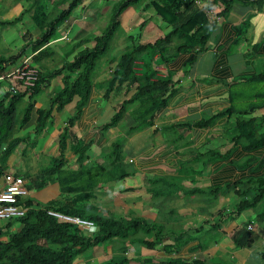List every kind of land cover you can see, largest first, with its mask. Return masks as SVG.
<instances>
[{
  "label": "crops",
  "instance_id": "obj_1",
  "mask_svg": "<svg viewBox=\"0 0 264 264\" xmlns=\"http://www.w3.org/2000/svg\"><path fill=\"white\" fill-rule=\"evenodd\" d=\"M55 1L58 0H51L49 6L43 7V0L37 5L33 0H0V21L14 20L10 24H0V37L3 30L9 28L14 31L12 40L20 39L13 46L5 44L2 54H16L28 37V40L35 39L43 30L33 17L45 16L43 23L48 24L57 15ZM62 1V5H67H63L58 13L72 0ZM115 1L78 0L55 32L63 28L59 33L68 32L73 43L100 34V27L104 28L108 23L101 16ZM143 4L140 10L129 9V6L120 14V24L126 33L116 38L115 52L99 68L95 66L88 99L70 129L78 138L91 142L89 155L82 163L77 162L72 142L67 138L61 178L75 170L82 172L83 168L107 166L108 162L102 158L107 152V142L109 139L113 142L115 132L112 131L114 126L104 129L102 125L115 113V106L134 91V86L123 85L105 93L108 84L104 86L103 83H107L112 73L114 58L135 45L153 42L170 28L152 7L143 8ZM40 5L47 11H42ZM216 10L218 18H209L215 21V26L208 46L196 55L190 66L186 64L189 54L174 53L173 48H169V57L163 64L158 52L150 63L148 54L144 55L149 65L147 72L155 70L152 79L169 77L171 82L167 85L166 95L171 92L166 106L155 114L153 124L125 133V146L136 149L135 156L128 160L132 167L128 172L132 185L119 188L117 178L99 184L88 181L86 184L94 183L92 192L88 199L79 201L100 214L126 219H129L126 214L146 218L163 225L166 235L154 247L114 238L108 244L94 246L90 255L78 256L76 264L101 262L111 255L140 260L128 264H173L172 260L178 259L187 264H264V257L259 253L264 250V76L258 80L254 78L264 74V0H232L223 16ZM14 25L19 27L18 30L13 28ZM7 39L3 36L0 40ZM93 44V40L85 42L73 50L69 60L77 50ZM53 45L55 43L50 39L48 47ZM31 53L32 48L28 46L15 63ZM44 55L41 64L50 69L54 55L48 51ZM142 60L136 61L137 73L145 70ZM30 64L36 66L37 63ZM56 80L50 81L47 87L55 86L59 82L58 76ZM8 85L7 82L5 86L0 85V95ZM77 100L75 96L63 110L53 112L49 131L56 137L66 121L64 112L73 109ZM35 107L39 106L35 104ZM125 117L130 119L132 115L127 111ZM209 118L212 120L207 124L195 125L197 121ZM28 123L30 132L27 135L35 138L38 135L33 133L34 121ZM44 131L39 135L42 136ZM123 145L121 148L125 147ZM38 151L45 157H55L59 152L57 139L45 140ZM26 154L25 147L13 157L10 154L4 172L22 176L28 186L31 179L21 173ZM24 169L27 174L39 170L28 165ZM50 184L53 187L49 196L31 197L30 187L27 196L41 205L52 200L62 203L73 199V192L61 191L60 178L44 186ZM115 195L120 196V203L111 201ZM151 196L159 201L151 203ZM159 206L163 209L157 212ZM155 216H158L157 220ZM174 231L183 232V246L176 252L165 249L175 244Z\"/></svg>",
  "mask_w": 264,
  "mask_h": 264
},
{
  "label": "trees",
  "instance_id": "obj_2",
  "mask_svg": "<svg viewBox=\"0 0 264 264\" xmlns=\"http://www.w3.org/2000/svg\"><path fill=\"white\" fill-rule=\"evenodd\" d=\"M77 1L72 0L69 6L62 9L48 24L43 23L46 19L45 16L41 18L39 15H35L33 20L43 31L35 39L28 40V37L25 40L26 44L16 54L5 55L0 53L1 75L8 69L6 68L8 64H15V61L26 48L31 46L32 52H35L32 56V62L37 63L38 74L34 84L25 91L10 93L6 90L0 95V177L4 173L7 157L22 141L29 138V135H16V132L31 120L32 114L35 113L36 115L33 133L39 135L51 121L54 111L63 110L65 105L75 96L78 97L74 112L67 117L64 127L58 134V154L52 158L49 165L41 168L37 173L25 174L31 179L28 188H31L32 185L40 188L51 180L60 178L61 191L73 192L74 197L69 201L70 203H57V201L52 200L44 205L34 203L30 196L23 198L22 202L27 207L25 214L5 220L4 223L0 224V264H76V258L84 255L88 249L91 250L96 245L107 244L114 238L123 239L122 241L126 243L143 244L147 247H154L157 242L162 240L166 235L163 234V225H158L156 222L143 217L133 216L126 219L100 214L97 210H92V208H88V205L79 202L89 198L94 183H79L80 170L70 172L68 177H64L65 179L61 178L62 167L66 160L64 151L67 138H69V142H72L76 161L82 163L88 158V148L91 142H85L83 137L78 138L70 129L75 124L88 99L93 86V73L97 59L108 49L112 36L120 25V14L124 9L143 2V8L152 7L165 24L170 27L162 37H158L153 42L135 45L114 58L115 65L107 80L108 87L105 93L108 94L114 88L123 85L127 88L134 86V91L128 98L117 104L115 113L102 127L104 129L112 127L123 118L125 112L129 111L132 115V124L128 129L134 131L153 124L155 114L166 106L168 95L171 92L166 95L167 85L171 82L169 77L152 79L155 70L147 72L146 69L149 68V65H147L144 55L148 54L150 63L153 55L158 52L159 61L163 64V60L169 57V48H173L174 53L178 51L189 54L186 64L190 66L195 61L196 55L207 48L208 39L215 26V21H211L205 13L206 7L217 9L216 11L223 16L229 10L232 2V0H211L208 5L197 6L194 0H116L109 21L101 33L93 35L90 39L78 40L72 44L70 49H78L90 40L94 41L92 46L86 45L77 50L71 60H66L58 68L43 67L41 64L42 57L45 56L46 51H50L48 42L54 36L56 28L65 21L74 9ZM42 11H44L43 7ZM0 22V24H10L14 20ZM141 58L143 59L142 62L145 61V70L137 73L135 71L136 61ZM62 70H66L63 75L61 74ZM71 73L74 75L72 76ZM57 75H62L63 87L51 96L47 108L35 107V95L46 88L51 79ZM260 76H264V74H258L254 78L258 80ZM5 80L7 78L3 81ZM24 97L28 99V102L22 116L18 119L16 116L17 103ZM211 120L212 118L202 119L197 121L195 125L202 126ZM121 146L122 143L117 140L111 143L112 163L116 164L121 161ZM241 202L243 201L241 200ZM48 209L91 219L97 229L88 233L73 222L59 220L49 215ZM151 230L154 231L155 237L149 239L146 236ZM172 235L175 244H171L165 249L176 252L183 246V232L174 231ZM239 242L243 244V241ZM259 253L264 257V250L259 251ZM133 260L140 261L137 258L111 255L104 261L88 264H128ZM144 260L148 262L147 259ZM172 263L187 264L182 259L172 260Z\"/></svg>",
  "mask_w": 264,
  "mask_h": 264
},
{
  "label": "rangeland",
  "instance_id": "obj_3",
  "mask_svg": "<svg viewBox=\"0 0 264 264\" xmlns=\"http://www.w3.org/2000/svg\"><path fill=\"white\" fill-rule=\"evenodd\" d=\"M50 1L51 0H43V2H44V5L42 2L43 7L49 6ZM65 1H68V0H65ZM101 1H104V0H101ZM33 2L37 5V4L41 3V0H33ZM55 2H56V4H54V6L57 5L55 8V11L58 14V10L63 5L66 6L67 3H63V5H62V2H63L62 0H58ZM142 4H143V2L134 4V5L130 6L129 9H133L135 11H137V9L140 10V8L142 7ZM46 11L47 10H44V12H46ZM111 12H112V7H111V5H109L105 9V11L103 12V15L101 17H104L105 21L108 22ZM1 27L2 26L0 25V29H1ZM13 28L15 30L16 29L18 30L19 27L17 28V26L14 25ZM100 28H101V31L104 29L103 27H100ZM61 29H63V28H59V31ZM3 31H4V34L0 37V39L3 36L8 37V39L6 41L0 40V53H4V51H3L4 47L3 46L5 44L8 43V44H11V46H13L20 41V39L12 40V38L14 36V31L10 30L9 28H7L6 30H3ZM59 31L55 32L54 36L51 38V40L54 41V43H55V45L51 46L50 51H49V53L51 52L54 55L53 61L51 62V66H50L51 68H55V67L58 68V67H60L61 64L66 62V60H69V57L73 52L72 51L73 49H70V48L72 47V44L75 43V42L73 43V41H71L70 39L65 38L64 34L63 35L60 34ZM125 33L126 32H124V27L121 23L115 31L113 42L111 43V41H110L108 49L97 59V62H96L97 68H99L98 66L101 65L103 63V61L105 59H107V57L110 54L115 52V50L117 49L116 44L118 41L116 38L122 34H125ZM8 44H7V46H8ZM53 50H55V51L52 52ZM105 65H107V62H105ZM13 66H14V63H10L7 65L6 68H12ZM65 72H66V70H64V71L62 70L61 74L63 75V73H65ZM93 74H95V73H93ZM62 75H57L59 78V82L55 86L46 87L35 95L37 106L43 107V108H47L49 106L51 96L54 93L58 92L63 87L62 82H61L62 81ZM71 75L73 76L74 74L71 73ZM57 76L53 77L51 82H57V80H56ZM0 83H1V85L5 86V81L0 80ZM103 84H104V86H107L106 82H104ZM247 93H249V92H247ZM27 102H28V99L26 97H24L17 103L16 116H18V119H20V117L22 116L23 110H24ZM115 111H116V109H115ZM73 112H74V108L71 110H66V112H64V114H63V117H65L67 119V117L71 116ZM126 113L127 112H125V114L123 115V118L117 124L113 125L114 128L112 130L113 132H115V138L113 139V141H115V140L120 141L122 144H124L123 146H125V144H126L125 133L130 132L128 128L132 124L131 118L129 119V118L125 117ZM35 116L36 115L34 113L33 118H31L30 122L35 120ZM190 118H192V117H190ZM51 119H52V117H51ZM100 123L101 122H99V124ZM33 125H34V123H33ZM50 126H51V121L48 123L47 127L45 128V131L42 132V136L38 135V136H35V138H33L32 137L33 135L32 136L29 135L31 137V140H32V142H30L31 144H29L28 141H30V140H29V138H27L25 141H22L21 144L15 150L12 151L11 157H13V155L15 156L17 153H19V150H21V147H26V145H27L26 151L28 154H26L27 156L25 157V160L22 161V166H23V169H21L22 174H24V175L27 174V171H25V169H24V167H27V165L33 167L34 169L37 168L40 170L41 168H43V167H45L51 163V161H52L51 156L46 155V157H45L44 155L41 154L40 151H38V150L42 149L45 140H47V141L51 140V142H52L55 138L58 139V136L56 137V134H53L52 131H49V129L52 128ZM27 132H30L29 123H27L24 127L18 129L16 134L17 135H25V134L27 135L28 134ZM121 132H124L123 135H121L122 134ZM25 142H27L26 145H24ZM122 149H123V152H122L121 161L119 163H116V164H114V163L111 164V155H110L111 140L109 139L107 142V145H106L107 152L106 151L104 152V158H102L106 162H108L107 166H101V167H97V168H88V169L83 168L82 172L79 173V177H78L79 183H86L88 181H94L95 183L99 184L100 182L107 181V179L117 178V179H119V180H117L118 181L117 184H118L119 188H122L123 186H128V185L131 186L132 185L131 178H130L131 176L128 175V172L132 171V167H131V164L128 162V160H129V158H132L135 156L136 149L134 146H132V147H126L125 146ZM93 157L94 156H91L90 159H93ZM92 165H93V163L90 166H92ZM126 174H127V176H126ZM52 187H53V184L48 185V187L44 186V187H40V188L32 185V187L30 188V196L31 197H38V195L41 194V195L47 197V196H49ZM53 194H55V192ZM129 194H131V193H129ZM111 201L115 204L120 203L121 198H120V196L115 195V196L111 197ZM158 201H159V199H156L153 197L151 198V203L158 202ZM154 206L156 208V203ZM160 209H163V206H159V209L157 212H159ZM127 212H129V211H127ZM112 216H116V215H112ZM126 216H127V218L133 217L132 215H128V214H126ZM154 219L157 220L158 216H155ZM0 223H1V220H0ZM15 227H17V226L15 225ZM165 233H167V231L165 229H163V234H165ZM147 235L149 237L153 238L154 237V231H152V230L149 231V233ZM122 240L123 239H120L121 242H122ZM128 252H130V251H128ZM90 254H91V250L88 249L86 251L84 257H86ZM92 254H93V252H92Z\"/></svg>",
  "mask_w": 264,
  "mask_h": 264
},
{
  "label": "built area",
  "instance_id": "obj_4",
  "mask_svg": "<svg viewBox=\"0 0 264 264\" xmlns=\"http://www.w3.org/2000/svg\"><path fill=\"white\" fill-rule=\"evenodd\" d=\"M210 1L211 0H194L197 6L208 5ZM205 13L209 18H218L215 16V10L211 7L207 6ZM30 59L31 56H24L10 71H6V73L0 75V79H8V90L11 93H17L28 89L37 79V69L30 64ZM27 194L28 189L25 179L20 175L5 172L2 175V186L0 188V220L23 216L27 207L23 204L22 199L25 198ZM47 213L59 220L73 222L86 231L95 229V224L92 220L61 213L54 209H48ZM248 228L251 229V225H249Z\"/></svg>",
  "mask_w": 264,
  "mask_h": 264
},
{
  "label": "clouds",
  "instance_id": "obj_5",
  "mask_svg": "<svg viewBox=\"0 0 264 264\" xmlns=\"http://www.w3.org/2000/svg\"><path fill=\"white\" fill-rule=\"evenodd\" d=\"M64 37L67 38V39H69L68 32H65V33H64ZM52 42H53V41H52ZM48 44H49V42H48ZM48 44H47V45H48ZM34 53H35V52H34ZM34 53H31V54H28V55H24V56H31L30 62H32V56L34 55ZM22 58H23V57H22ZM22 58H21V59H22ZM21 59H20V60H21ZM19 62H20V61H19ZM19 62H18V63H19ZM18 63H15V64H18ZM15 64H14V65H15ZM15 66H16V65H15ZM13 67H14V66H13ZM13 67H12V68H13ZM34 67L37 69L36 66H34ZM9 69H10V68H9ZM5 73H6V72H5ZM4 79H5V78H4ZM4 79H0V80H4ZM5 81H6L7 83H9L8 79L5 80ZM34 82H35V81H34ZM8 86H9V85H8ZM8 86H7V88L4 87L5 91L8 90ZM8 91H9V90H8ZM24 91H25V90H24ZM9 92H10V91H9ZM19 92H21V91H19ZM10 93H11V92H10ZM4 173H5V172H4ZM4 173H3V174H4ZM9 173H11V172H9ZM3 174H2V175H3ZM12 174H13V173H12ZM2 175H1V178H2ZM14 175H17V174H14ZM25 182H26V181H25ZM26 186H27V183H26ZM0 188H1V187H0ZM27 189H28V186H27ZM28 193H29V190H28ZM27 195H28V194H27ZM25 197H27V196H25ZM56 211H57V210H56ZM59 212H60V211H59ZM61 213H63V212H61ZM12 218H14V217H12ZM9 219H10V218H9ZM85 219H87V218H85ZM6 220H8V219H6ZM89 220H91V219H89ZM4 221H5V220H1V223H0V224L4 223ZM93 222H94V221H93ZM94 224H95V223H94ZM95 229H96V225H95ZM95 229H94V230H95ZM94 230H92V231H86V230H85V231L89 233V232H94Z\"/></svg>",
  "mask_w": 264,
  "mask_h": 264
}]
</instances>
